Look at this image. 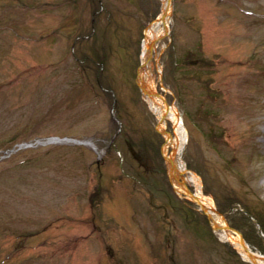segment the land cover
Returning a JSON list of instances; mask_svg holds the SVG:
<instances>
[{"label":"rangeland","instance_id":"obj_1","mask_svg":"<svg viewBox=\"0 0 264 264\" xmlns=\"http://www.w3.org/2000/svg\"><path fill=\"white\" fill-rule=\"evenodd\" d=\"M173 1L156 54L180 157L262 238L245 203L264 210V0ZM100 3L95 16L91 0H0V264H244L175 192L153 136L137 76L162 0Z\"/></svg>","mask_w":264,"mask_h":264},{"label":"bare ground","instance_id":"obj_2","mask_svg":"<svg viewBox=\"0 0 264 264\" xmlns=\"http://www.w3.org/2000/svg\"><path fill=\"white\" fill-rule=\"evenodd\" d=\"M171 9L172 4L168 0H162L161 11L148 22L144 31L137 76L138 82L145 91L142 95L154 115L155 127L163 138L160 148L161 154L170 169L175 191L182 197H190L197 201L198 207L207 213L220 237L230 241L242 253L243 257L253 258L258 264H264L263 255L253 256L250 254L247 244L243 240V234L241 235L237 228L226 225L227 219L216 210L214 199L205 194L200 176L193 170L188 169L180 157V152L186 142V132L181 113L175 103L167 102L169 98L166 92H162V95L157 93L159 89L155 84V76H157L159 88L164 91L163 87L160 86L161 68L156 51L158 44L169 28ZM179 176H181V180L178 179ZM188 182L194 183L192 193L187 192Z\"/></svg>","mask_w":264,"mask_h":264},{"label":"trees","instance_id":"obj_3","mask_svg":"<svg viewBox=\"0 0 264 264\" xmlns=\"http://www.w3.org/2000/svg\"><path fill=\"white\" fill-rule=\"evenodd\" d=\"M91 1L94 3L93 7H92V11H93V14L96 16L98 8H101V3H100V0H91ZM96 47L97 46L93 42L92 48H93V52L95 53V55L92 58H94L100 64V63L104 62V59H105V56H106V52H105L106 48H102V47H105L103 45H101V49H100V46H98V48H96ZM89 56L85 54V56L82 57V58H88ZM92 58L89 59L90 60L89 64H91V65H93V63L97 64L96 65V70H94L93 73L95 74V77H96V83L100 86V84H101L100 67H99L97 62L92 60ZM153 136H156V138L158 139V143L160 141H162V139H163L161 134L157 133V132H154ZM234 202H235L234 200H229V201H226V204L225 203H223V204L217 203V207L221 211H226L229 208L230 209L233 208L231 206V204L234 203ZM245 208L247 209L248 212L251 213V215L253 217L258 219V221L261 223V225L264 228V210L251 208L246 203H245ZM229 221L232 224H235L238 227H241L243 229V234H244L245 238L248 240V242L254 243V242L259 241V240L261 242H264V237L261 238L259 232L257 230L256 231L254 230L255 229V223L252 220V218L248 215V213H245L242 210H238V211H236L235 214L230 216ZM248 229H249V233L247 231ZM226 244L228 245L231 253L233 254V256L237 260H239L241 263H244V264H250V263H248V261H245V260L241 259V257L239 256V254L235 250V248H233L229 243H226ZM260 250L262 252H264V249H260Z\"/></svg>","mask_w":264,"mask_h":264},{"label":"water","instance_id":"obj_4","mask_svg":"<svg viewBox=\"0 0 264 264\" xmlns=\"http://www.w3.org/2000/svg\"><path fill=\"white\" fill-rule=\"evenodd\" d=\"M169 2H170V4H172V9H171V13H170V17H171V21H169L170 23V25H169V28H168V30L165 32V35L164 36H167V37H169L170 36V31H171V26H172V24H173V18H172V14H173V3H174V1L173 0H168ZM162 78H161V80H160V86H162L163 87V89H164V85L162 84ZM137 84H138V86H139V88H140V90H141V92L143 93V92H145L144 91V88H143V86L140 84V82H138V79H137ZM158 94H160V95H162L161 93L162 92H157ZM144 94V93H143ZM164 94V93H163ZM115 101H116V99H115ZM167 102L168 103H171L168 99H167ZM112 110H113V106H112ZM113 116H114V114H113ZM86 142H90V141H86ZM27 143H21L20 144V146H22V145H26ZM167 178H168V180H169V182H170V184H171V186L174 188V190H175V187H174V185H173V182H172V180H171V172H170V169L169 168H167ZM187 192H189V193H192V190L188 187L187 188ZM180 197H182L181 195H179ZM188 199H190L191 201H193V202H195V203H197L198 204V202L197 201H195L194 199H192V198H190V197H187ZM215 208H216V210L220 213V214H222V215H224L225 217H226V219H227V224L226 225H228V226H230V227H234L229 221H228V218H227V212H223V211H220L218 208H217V206H215ZM207 215V214H206ZM207 219H208V221L210 222V224H211V226L215 229V227L213 226V224L211 223V221L209 220V218H208V215H207ZM239 230V229H238ZM240 231V230H239ZM240 234L242 235V233H241V231H240ZM242 237H243V235H242ZM243 240L245 241V244H247V247H248V249H249V252H250V254H252L253 256H255V255H257V254H260V255H263L264 256V254L263 253H260V252H258V251H256V250H254L250 245H249V243L244 239V237H243ZM233 245V244H232ZM234 246V245H233ZM237 249V248H236ZM237 251L240 253V255H241V257L243 258V259H245V260H249L252 264H258L253 258L252 259H247V258H245V257H243V255H242V253L237 249Z\"/></svg>","mask_w":264,"mask_h":264}]
</instances>
